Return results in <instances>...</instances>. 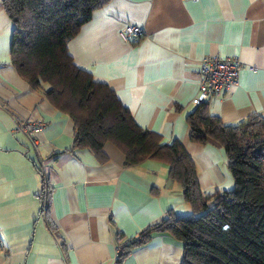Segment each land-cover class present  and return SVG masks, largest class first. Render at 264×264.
Masks as SVG:
<instances>
[{
  "label": "crops",
  "instance_id": "obj_1",
  "mask_svg": "<svg viewBox=\"0 0 264 264\" xmlns=\"http://www.w3.org/2000/svg\"><path fill=\"white\" fill-rule=\"evenodd\" d=\"M124 26L142 34L124 40ZM12 32L0 0V264H110L118 245L169 213L189 215L162 163L127 167L110 142L103 160L73 148L72 119L11 65ZM67 49L77 67L113 90L139 127L185 148L203 195L232 191L223 150L191 142L185 115L198 92V62L220 56L244 68L236 87L207 101L209 114L230 126L264 118V0H109ZM14 120L44 124L33 132L41 165L31 140L14 133ZM182 258V243L156 233L120 264H181Z\"/></svg>",
  "mask_w": 264,
  "mask_h": 264
},
{
  "label": "trees",
  "instance_id": "obj_2",
  "mask_svg": "<svg viewBox=\"0 0 264 264\" xmlns=\"http://www.w3.org/2000/svg\"><path fill=\"white\" fill-rule=\"evenodd\" d=\"M108 1L1 0V5L13 24L11 65L72 119L73 148L87 149L103 160L102 147L110 142L124 154L127 167L146 160L162 163L168 180L178 185L191 209L183 217L169 213L123 242L117 264L156 233H167L182 243L181 264H264V118L252 115L237 125H224L209 114L207 102L192 105L185 115L189 140L221 148L234 181L230 192L203 195L185 148L139 127L113 90L77 67L68 53V42ZM46 222L54 233L49 218Z\"/></svg>",
  "mask_w": 264,
  "mask_h": 264
},
{
  "label": "built area",
  "instance_id": "obj_3",
  "mask_svg": "<svg viewBox=\"0 0 264 264\" xmlns=\"http://www.w3.org/2000/svg\"><path fill=\"white\" fill-rule=\"evenodd\" d=\"M120 37L124 40L138 38L142 34V29L137 26H124L119 31ZM244 68L241 60L232 57L208 56L198 62V74L200 82L198 85L197 94L191 99V104L196 106L200 103L207 102L212 97L219 95L221 92H226L238 85L240 72ZM253 69V67H251ZM44 124L42 122L27 123L23 120H14V133L24 135L31 140L34 154L38 163L42 161L38 156L35 148L37 143L33 139V132L41 130ZM116 249L114 259L110 264H117L118 251L121 246Z\"/></svg>",
  "mask_w": 264,
  "mask_h": 264
}]
</instances>
